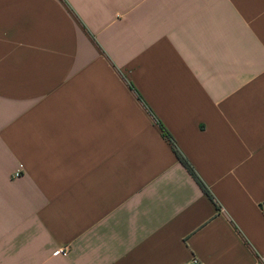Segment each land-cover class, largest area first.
Masks as SVG:
<instances>
[{"label":"crops","instance_id":"obj_1","mask_svg":"<svg viewBox=\"0 0 264 264\" xmlns=\"http://www.w3.org/2000/svg\"><path fill=\"white\" fill-rule=\"evenodd\" d=\"M194 257L264 264V0H0V264Z\"/></svg>","mask_w":264,"mask_h":264},{"label":"trees","instance_id":"obj_2","mask_svg":"<svg viewBox=\"0 0 264 264\" xmlns=\"http://www.w3.org/2000/svg\"><path fill=\"white\" fill-rule=\"evenodd\" d=\"M128 86H129L130 90H132L136 94L138 100L141 102L142 99L137 94V92H136L135 88L132 86V84L129 83ZM156 124H157L159 130L161 131L163 138L168 142V144L170 145L172 151L174 152V154L176 155V157L178 158L180 163H182V165L186 168V170L189 172V174L197 181V183L200 185L203 192L210 198V200L214 201V198L212 197L211 193L209 192L207 187L203 184V182L200 180V178L197 176L196 172L192 168L189 161L178 150L176 143H175L174 139L172 138V136L169 134V132L165 129V127L160 122L156 121Z\"/></svg>","mask_w":264,"mask_h":264},{"label":"built area","instance_id":"obj_3","mask_svg":"<svg viewBox=\"0 0 264 264\" xmlns=\"http://www.w3.org/2000/svg\"><path fill=\"white\" fill-rule=\"evenodd\" d=\"M16 176H19V174H17ZM181 264H202V262L198 258L194 257L191 262Z\"/></svg>","mask_w":264,"mask_h":264}]
</instances>
